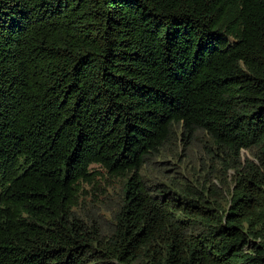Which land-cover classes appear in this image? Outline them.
Masks as SVG:
<instances>
[{
	"label": "trees",
	"instance_id": "16d2710c",
	"mask_svg": "<svg viewBox=\"0 0 264 264\" xmlns=\"http://www.w3.org/2000/svg\"><path fill=\"white\" fill-rule=\"evenodd\" d=\"M0 264H264V0H0Z\"/></svg>",
	"mask_w": 264,
	"mask_h": 264
},
{
	"label": "rangeland",
	"instance_id": "374dc122",
	"mask_svg": "<svg viewBox=\"0 0 264 264\" xmlns=\"http://www.w3.org/2000/svg\"><path fill=\"white\" fill-rule=\"evenodd\" d=\"M200 136L203 140L194 141L189 147L188 144L173 146L172 150L174 156L168 157L167 159L163 156L147 164L142 170L145 181L152 184L166 183L167 179L170 187L172 184L177 186L179 184L186 185L199 181L200 178L204 176V172H201L202 169H204L209 162L206 147L208 145L210 146L207 137L203 135ZM243 155L245 159L251 158L248 154H245V152H243ZM91 168L103 173L96 165H93ZM230 172L232 171H227V173ZM222 178H224L223 175ZM210 179V182L219 188H226L223 186L224 180L221 179V175H218L216 171L210 174ZM205 184L210 186L209 182ZM121 187L122 182L120 180L108 181L102 185L101 191L98 192V196L100 197L98 200V208L95 212L96 215L108 217L109 212H111L121 200ZM103 221L105 224L107 219L105 218Z\"/></svg>",
	"mask_w": 264,
	"mask_h": 264
}]
</instances>
